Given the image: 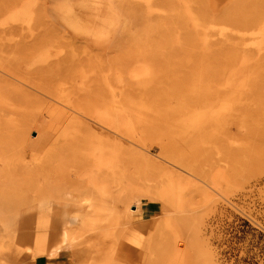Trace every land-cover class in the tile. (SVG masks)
I'll use <instances>...</instances> for the list:
<instances>
[{
    "label": "rangeland",
    "instance_id": "374dc122",
    "mask_svg": "<svg viewBox=\"0 0 264 264\" xmlns=\"http://www.w3.org/2000/svg\"><path fill=\"white\" fill-rule=\"evenodd\" d=\"M264 264V0H0V264Z\"/></svg>",
    "mask_w": 264,
    "mask_h": 264
},
{
    "label": "crops",
    "instance_id": "0c3cea01",
    "mask_svg": "<svg viewBox=\"0 0 264 264\" xmlns=\"http://www.w3.org/2000/svg\"><path fill=\"white\" fill-rule=\"evenodd\" d=\"M70 256H69V251L67 248H63L59 251L57 254V257L54 261H51L49 263L45 264H70L69 262Z\"/></svg>",
    "mask_w": 264,
    "mask_h": 264
}]
</instances>
